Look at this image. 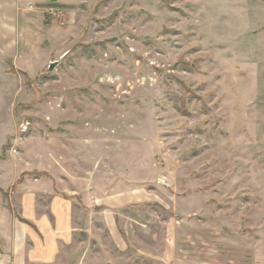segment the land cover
Wrapping results in <instances>:
<instances>
[{
	"label": "rangeland",
	"instance_id": "rangeland-1",
	"mask_svg": "<svg viewBox=\"0 0 264 264\" xmlns=\"http://www.w3.org/2000/svg\"><path fill=\"white\" fill-rule=\"evenodd\" d=\"M22 13L0 58L3 201L74 191L99 264H264V0Z\"/></svg>",
	"mask_w": 264,
	"mask_h": 264
},
{
	"label": "crops",
	"instance_id": "crops-1",
	"mask_svg": "<svg viewBox=\"0 0 264 264\" xmlns=\"http://www.w3.org/2000/svg\"><path fill=\"white\" fill-rule=\"evenodd\" d=\"M51 1L74 6L82 0H0V58L9 57L12 51L16 53L5 40L13 33V18L18 20L28 3L40 6ZM21 190H25L26 196L18 202H5L0 196V264H99L90 260L93 255L89 250H81L86 240L92 239L77 234L76 203L74 199L64 200V195L73 196L74 191L68 194L58 188L59 195L52 188L35 185L19 187L17 193ZM38 196H47L49 200L39 201ZM103 204L108 214L113 207ZM84 205L93 208L100 204ZM87 224L91 227L92 219ZM106 226L113 235L111 223L106 221ZM89 233L86 228L85 234Z\"/></svg>",
	"mask_w": 264,
	"mask_h": 264
},
{
	"label": "water",
	"instance_id": "water-1",
	"mask_svg": "<svg viewBox=\"0 0 264 264\" xmlns=\"http://www.w3.org/2000/svg\"><path fill=\"white\" fill-rule=\"evenodd\" d=\"M56 65H57V63H52L51 65H50V71H53L54 70V68L56 67Z\"/></svg>",
	"mask_w": 264,
	"mask_h": 264
}]
</instances>
